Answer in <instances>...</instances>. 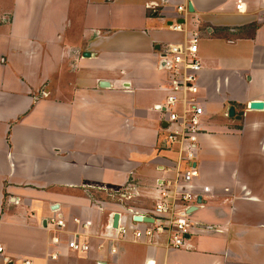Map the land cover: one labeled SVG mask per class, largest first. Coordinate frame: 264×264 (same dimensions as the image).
Masks as SVG:
<instances>
[{
  "label": "crops",
  "instance_id": "0c3cea01",
  "mask_svg": "<svg viewBox=\"0 0 264 264\" xmlns=\"http://www.w3.org/2000/svg\"><path fill=\"white\" fill-rule=\"evenodd\" d=\"M194 37L205 115L192 234L180 249L99 238L112 215L154 207L177 159L154 107L168 92L164 47ZM254 101L264 102V0H0V264H264ZM53 216L91 249H68L71 234L54 245Z\"/></svg>",
  "mask_w": 264,
  "mask_h": 264
},
{
  "label": "built area",
  "instance_id": "2783aa9c",
  "mask_svg": "<svg viewBox=\"0 0 264 264\" xmlns=\"http://www.w3.org/2000/svg\"><path fill=\"white\" fill-rule=\"evenodd\" d=\"M239 11H244V4L237 5ZM182 16L190 13L189 5L177 8ZM175 31H182V25L171 26ZM199 40L197 37L188 43L167 44L162 51L160 70L169 76L168 92L164 103L155 105L154 109L161 115V121L166 125V146H177V159L173 166L165 170L168 175L160 180L159 197L150 211L135 212L133 209L120 214L118 228H114V217L111 216L104 232L97 237L107 240H133L159 245L158 240L165 238L162 247L180 249L186 246L194 229L191 219V209L198 207L201 196L194 184L193 158L198 136L202 132L205 109L199 97L200 75L202 61L199 56ZM186 165V167H184ZM207 189H203V192ZM121 199H129L126 193L119 195ZM141 216L142 221L135 220ZM153 219L151 223L149 220ZM80 224V220H75ZM52 226L54 245L60 246L65 234L73 237L68 239V249L84 253L91 247L83 241L85 233L69 231L68 223L60 217L53 216L49 220ZM88 228L89 224H84ZM4 247L0 244V253ZM58 258V254L52 256ZM7 263L11 262L6 258ZM22 264H32L25 260ZM97 264H104L98 262Z\"/></svg>",
  "mask_w": 264,
  "mask_h": 264
},
{
  "label": "water",
  "instance_id": "95a60500",
  "mask_svg": "<svg viewBox=\"0 0 264 264\" xmlns=\"http://www.w3.org/2000/svg\"><path fill=\"white\" fill-rule=\"evenodd\" d=\"M189 8H190V11L193 12L194 9H193V5L192 4H190ZM105 84H108V83H105ZM250 109L251 110H262V109H264V102H262V101H254V102H252L251 105H250ZM234 114H235V110H234V108H231L230 109V116L233 117ZM198 203L199 204L202 203L201 202V198L198 199ZM197 209H198L197 207H193L191 209V212H194ZM119 219H120V214L116 213L115 216H114V228H118ZM142 219L143 218L141 216H135V220H137V221H142ZM149 221L152 223L153 219H150Z\"/></svg>",
  "mask_w": 264,
  "mask_h": 264
}]
</instances>
